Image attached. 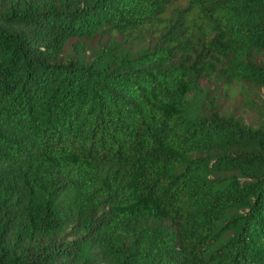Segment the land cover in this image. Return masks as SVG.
<instances>
[{"label":"trees","instance_id":"16d2710c","mask_svg":"<svg viewBox=\"0 0 264 264\" xmlns=\"http://www.w3.org/2000/svg\"><path fill=\"white\" fill-rule=\"evenodd\" d=\"M218 83L264 90V0H0V264H264Z\"/></svg>","mask_w":264,"mask_h":264},{"label":"rangeland","instance_id":"374dc122","mask_svg":"<svg viewBox=\"0 0 264 264\" xmlns=\"http://www.w3.org/2000/svg\"><path fill=\"white\" fill-rule=\"evenodd\" d=\"M215 94L219 96L224 110L234 112L244 121L254 123L260 117L259 112L264 113V90L252 91L244 86L235 96L232 89L227 90L225 86L218 83Z\"/></svg>","mask_w":264,"mask_h":264}]
</instances>
